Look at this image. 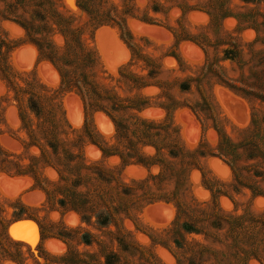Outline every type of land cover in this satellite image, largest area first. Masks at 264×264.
<instances>
[{
	"label": "rangeland",
	"instance_id": "374dc122",
	"mask_svg": "<svg viewBox=\"0 0 264 264\" xmlns=\"http://www.w3.org/2000/svg\"><path fill=\"white\" fill-rule=\"evenodd\" d=\"M0 264H264V0H0Z\"/></svg>",
	"mask_w": 264,
	"mask_h": 264
},
{
	"label": "trees",
	"instance_id": "16d2710c",
	"mask_svg": "<svg viewBox=\"0 0 264 264\" xmlns=\"http://www.w3.org/2000/svg\"><path fill=\"white\" fill-rule=\"evenodd\" d=\"M158 13V12H157ZM15 24H17V25H19L21 28H23L24 29V31H26L27 29H26V27L22 24V23H20V22H18V21H16V20H14L13 21ZM103 27H105V26H109V25H102ZM34 44V43H33ZM35 46H37L36 44H34ZM41 52V51H40ZM41 55H42V53H41ZM226 58L227 59H230V53L229 52H226ZM45 61H47V62H49L50 64H52V66L54 67V68H56V70L61 74V71L59 70V68L57 67V65L55 64V62L52 60V59H49V58H47V59H45ZM132 62V61H131ZM121 70V69H120ZM2 81H4L3 79H1ZM5 82V81H4ZM225 87L226 88H228L229 90H231L232 92H234L235 94H240L245 100H247V102H249V103H251V99H250V97L249 96H247V95H244V93H242V92H240V91H238L236 88H234V87H232V86H230V85H228V84H225ZM77 94H79V96L81 97V98H83L82 97V95H81V93H77ZM144 101H146L147 102V100H144ZM150 106H149V104H146V106L144 107V108H142V110H145L146 108H149ZM38 105L35 103L34 104V107H33V109L34 110H38ZM106 114H107V116L115 123V127H116V131H118V128H117V125H116V122H115V120H114V118H113V116L111 115V114H109V113H107L106 112ZM140 121H141V123H145L146 125H148V126H155L154 125V123H156L155 121H149V120H146V119H141L140 118ZM127 127V126H126ZM118 134V133H117ZM97 143V145L102 149V153H103V155L104 156H106V151H105V148H103L102 147V144L100 143V142H96ZM128 144H130L131 146H132V148H133V145L130 143V142H128ZM104 145H106V143L104 144ZM119 156V155H118ZM120 158H122V156H119ZM220 157L221 158H223L224 159V161L227 163V165L232 169V170H235L236 168H235V164L228 158V156L227 155H224L223 153H221L220 154ZM126 163V162H125ZM132 164H135V165H137V166H141V167H143V168H145V169H147V170H150L151 168H152V166L151 165H148V164H146L144 161H135L134 163H132ZM130 162H127L126 164H125V166H131L132 165ZM150 177H153L154 178V176H152V175H150ZM22 216H20L19 218H21ZM102 220H103V217H100ZM105 221V223H102L101 222V225L102 226H108L109 225V220L106 218V220H104ZM99 223H100V219H99ZM59 237H61L63 240H65V236L64 235H60Z\"/></svg>",
	"mask_w": 264,
	"mask_h": 264
},
{
	"label": "water",
	"instance_id": "95a60500",
	"mask_svg": "<svg viewBox=\"0 0 264 264\" xmlns=\"http://www.w3.org/2000/svg\"><path fill=\"white\" fill-rule=\"evenodd\" d=\"M106 30H109V29H108V28H102V29L99 30V32H101V31H106ZM99 32H98V33H99ZM104 33H105V32H104ZM103 35H104V34H102V35L100 36V44H101V45H99V46H102L103 50H105V52H106V49H105V48H106V42L104 41V37H103ZM234 116H235L237 122L242 123V122L244 121V119L241 118V117H239L238 114H237L236 112H234ZM29 223H31V224H33V225H36V223H34V222L30 221V220H21V221L16 222L15 224H13L11 227H13V226H17L18 229H20V230H16V231H14V232L12 233V235H11V238H12L13 240L20 241V242H24V241H33L32 239L28 238L27 235H25V234H23V233L21 232V229H22L23 227H25V226H26L27 224H29Z\"/></svg>",
	"mask_w": 264,
	"mask_h": 264
},
{
	"label": "bare ground",
	"instance_id": "6f19581e",
	"mask_svg": "<svg viewBox=\"0 0 264 264\" xmlns=\"http://www.w3.org/2000/svg\"><path fill=\"white\" fill-rule=\"evenodd\" d=\"M115 40V39H114ZM117 40V39H116ZM244 116V115H243ZM24 228H27V229H29V231H31V226L30 225H26ZM27 234V233H26ZM34 240L35 239H33V241H26V242H29V243H31V242H34ZM35 243V242H34Z\"/></svg>",
	"mask_w": 264,
	"mask_h": 264
}]
</instances>
